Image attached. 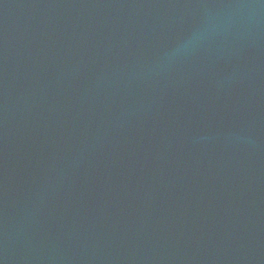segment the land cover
<instances>
[{
    "label": "water",
    "instance_id": "95a60500",
    "mask_svg": "<svg viewBox=\"0 0 264 264\" xmlns=\"http://www.w3.org/2000/svg\"><path fill=\"white\" fill-rule=\"evenodd\" d=\"M0 264H264V0H0Z\"/></svg>",
    "mask_w": 264,
    "mask_h": 264
}]
</instances>
